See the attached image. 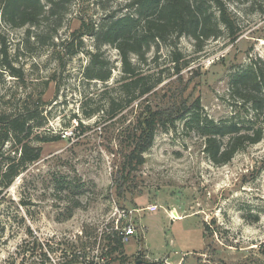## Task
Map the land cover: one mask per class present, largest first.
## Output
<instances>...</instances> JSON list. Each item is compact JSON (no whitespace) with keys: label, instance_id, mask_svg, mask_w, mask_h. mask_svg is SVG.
I'll return each instance as SVG.
<instances>
[{"label":"rangeland","instance_id":"rangeland-1","mask_svg":"<svg viewBox=\"0 0 264 264\" xmlns=\"http://www.w3.org/2000/svg\"><path fill=\"white\" fill-rule=\"evenodd\" d=\"M58 1L57 16L37 27L14 28L0 16V116L37 109L29 141L41 150L0 194V264H264V137L215 165L204 137L181 121L156 131L142 165L123 166L127 137L146 107L173 110L199 99L216 122L251 116L229 86L234 73L264 62V0H223L235 41L221 26L200 50L183 35L153 45L142 63L131 56L148 82L160 83L127 107L120 98L112 117L118 51L87 35L75 55L58 45L83 25L97 30L127 13L130 0ZM93 53L104 61L101 72H110L107 81L86 78ZM17 147L0 146L4 165ZM128 228L133 234L125 235ZM114 237L121 253L109 252Z\"/></svg>","mask_w":264,"mask_h":264},{"label":"trees","instance_id":"trees-1","mask_svg":"<svg viewBox=\"0 0 264 264\" xmlns=\"http://www.w3.org/2000/svg\"><path fill=\"white\" fill-rule=\"evenodd\" d=\"M45 1L47 5L43 0H0L1 19L14 28L26 25L37 27L48 19H45L48 15L53 17L58 14L55 10L59 1ZM125 9L127 13L121 16L110 15L97 30L93 24L83 25L58 45L67 56L75 55L82 50L81 39L87 35L94 37L97 46L108 44L118 51L122 77L115 89L117 97L109 100L110 117L117 114L114 109L119 107L120 98L126 100L127 107L149 94L160 83V79L148 82L149 76L138 71L131 56L136 57L138 64L142 63L153 45L169 39L176 40L183 35L191 37L200 50L204 42L220 36L221 26L226 29L232 41L238 37L235 20L223 0H130ZM174 56L172 61L178 75L181 70L180 58ZM103 66L104 61L100 56L97 53L91 54L90 65L85 70L86 78L107 81L111 74L109 71L102 73ZM4 68L12 67L5 63ZM229 88L230 97L236 105L248 114L251 112V116L241 118L235 112L228 119L216 122L203 114L199 99L173 110L153 111L146 107L135 133L127 137L132 147L123 155V166L132 169L142 165L143 155L152 146L156 131L175 128L176 123L181 121L204 137V153L215 165L226 164L238 151L260 142L264 137V62H253L234 73ZM174 101L177 102V97ZM24 109L26 112L23 115L0 116V146L7 142H11L14 147L18 146L11 152L13 155L10 153L6 156L8 164L4 165L0 161V194L12 184L23 166L40 158V148L29 141L33 127H39L34 123L36 116L32 115L37 109L32 114V110ZM63 182L68 188L72 185V181L66 183V179H63ZM79 206L80 203L75 202L73 208ZM72 210H69V216ZM122 247L121 237H114L110 241L109 252L121 253Z\"/></svg>","mask_w":264,"mask_h":264},{"label":"built area","instance_id":"built-area-1","mask_svg":"<svg viewBox=\"0 0 264 264\" xmlns=\"http://www.w3.org/2000/svg\"><path fill=\"white\" fill-rule=\"evenodd\" d=\"M133 234V230L131 228L126 229L125 235H131Z\"/></svg>","mask_w":264,"mask_h":264},{"label":"bare ground","instance_id":"bare-ground-1","mask_svg":"<svg viewBox=\"0 0 264 264\" xmlns=\"http://www.w3.org/2000/svg\"><path fill=\"white\" fill-rule=\"evenodd\" d=\"M175 217V219L177 220V219H180L179 217H178V215H176V216H174Z\"/></svg>","mask_w":264,"mask_h":264}]
</instances>
